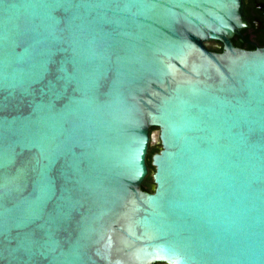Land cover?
Returning a JSON list of instances; mask_svg holds the SVG:
<instances>
[{
  "label": "water",
  "instance_id": "obj_1",
  "mask_svg": "<svg viewBox=\"0 0 264 264\" xmlns=\"http://www.w3.org/2000/svg\"><path fill=\"white\" fill-rule=\"evenodd\" d=\"M246 24L242 0H0V264H264Z\"/></svg>",
  "mask_w": 264,
  "mask_h": 264
},
{
  "label": "flooded vegetation",
  "instance_id": "obj_2",
  "mask_svg": "<svg viewBox=\"0 0 264 264\" xmlns=\"http://www.w3.org/2000/svg\"><path fill=\"white\" fill-rule=\"evenodd\" d=\"M242 11L246 20V27L231 38L236 48L254 50L264 48V0H242ZM207 49L221 53L220 42H210Z\"/></svg>",
  "mask_w": 264,
  "mask_h": 264
},
{
  "label": "trees",
  "instance_id": "obj_3",
  "mask_svg": "<svg viewBox=\"0 0 264 264\" xmlns=\"http://www.w3.org/2000/svg\"><path fill=\"white\" fill-rule=\"evenodd\" d=\"M155 128H151L150 132L154 130ZM160 144H154V145H149L148 152L146 155V165L148 168V175L145 177L141 184V189L145 192L152 193L153 192V187L154 183L152 180V173L154 171V168L151 166V155L153 153H156L160 150ZM159 264V263H157Z\"/></svg>",
  "mask_w": 264,
  "mask_h": 264
}]
</instances>
